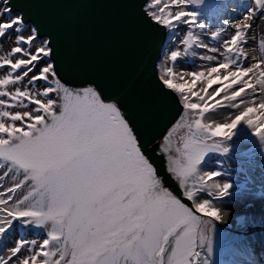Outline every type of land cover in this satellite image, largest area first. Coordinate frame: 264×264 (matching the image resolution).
Returning <instances> with one entry per match:
<instances>
[{"label":"snow or ice","instance_id":"obj_1","mask_svg":"<svg viewBox=\"0 0 264 264\" xmlns=\"http://www.w3.org/2000/svg\"><path fill=\"white\" fill-rule=\"evenodd\" d=\"M204 2L151 0L145 8L169 32L187 26L180 41L185 55L193 46L208 53L198 71L177 73L176 50L158 68L160 83L179 94L184 109L159 148L194 212L164 186L117 103L105 102L91 85L62 82L50 41L33 47L38 29L22 11L14 13L11 0H0V38L13 45L0 52V70L7 69L0 74V238L14 226L43 230L45 237L21 236L0 264H207L197 249L207 240L210 251L206 228L221 219L213 199L229 185L213 183L219 174L199 166L206 153L226 151L217 138H230L240 121L264 141V57L244 66L248 30L264 13V0H252L240 22L223 21L234 34L220 47L201 38L206 26L186 10ZM221 32L227 28L211 38ZM223 107L238 114L230 122H203ZM180 129L176 146L172 136ZM201 192L209 199L197 202Z\"/></svg>","mask_w":264,"mask_h":264},{"label":"water","instance_id":"obj_2","mask_svg":"<svg viewBox=\"0 0 264 264\" xmlns=\"http://www.w3.org/2000/svg\"><path fill=\"white\" fill-rule=\"evenodd\" d=\"M14 13L50 41L59 78L67 86H93L116 102L139 145L167 187L192 208L172 175L159 140L181 119L177 94L158 79L165 27L146 15L147 0H11ZM195 212V210L193 209Z\"/></svg>","mask_w":264,"mask_h":264},{"label":"rangeland","instance_id":"obj_3","mask_svg":"<svg viewBox=\"0 0 264 264\" xmlns=\"http://www.w3.org/2000/svg\"><path fill=\"white\" fill-rule=\"evenodd\" d=\"M216 1V0H215ZM219 2V8H216L217 18L213 15L208 16V18L221 26L224 20H228V18L232 19V23H238L242 20L243 14L246 12L247 7L251 5L252 0H217ZM151 0H149V4ZM207 5H210V1L205 0ZM231 3V10L234 12H228L225 10L226 6ZM214 11V13H216ZM206 13L202 11L197 15L198 21L202 23L200 19V14ZM263 13H260L252 22L251 28L248 30V40L244 45L246 52L248 53V59L245 61L244 66H250L251 63L257 62V52H258V37H257V29L259 27L258 19ZM264 16V15H263ZM212 30V29H209ZM200 31L199 28H196V32ZM232 34H234V29L231 30ZM170 32L167 30V34ZM187 33L186 30H182L179 36V45L180 41L184 39ZM39 40H37L34 47L39 46ZM169 40V39H168ZM8 40L0 42V52H6L10 49L12 44L9 42L6 44ZM177 44L171 43L167 44L164 49L163 57L170 56L171 51L175 50ZM183 47V46H182ZM193 51L189 49V53ZM204 54H208L204 50ZM160 66V61L158 62ZM176 65V64H175ZM168 66H173L172 62L169 61ZM212 66V65H209ZM177 73L188 72V71H198L201 69H181L177 70L174 68ZM7 71V69L0 70V72ZM1 74V73H0ZM188 78V77H186ZM77 89V88H75ZM211 91V89H210ZM259 91V89H258ZM179 96V94H178ZM184 110L182 111L181 117L183 115ZM238 114L235 110L230 107H223L218 110L213 116H206L204 118L205 123L212 122L223 123L230 122L228 119L229 116L234 118V116ZM253 119L256 116L252 117ZM181 120V119H180ZM176 124V123H175ZM174 125V124H173ZM172 125V126H173ZM171 126V128H172ZM170 128V129H171ZM169 129V130H170ZM168 130V131H169ZM254 129H251L246 122L240 121L236 127L233 129V133L230 138H217L221 140V147L226 148V151H210L205 154V157L201 163L200 170L202 173L207 172H216L219 175L213 178V183H227L229 188L227 189L226 195L222 197H216L213 199V206L218 207L227 203H243L245 200L252 198L257 192L264 195V141H261L255 134ZM184 132L183 129L177 130L173 132L172 139L176 146L180 145V135ZM168 133V132H167ZM166 133V134H167ZM165 134V135H166ZM163 140L159 143H162ZM179 183V182H178ZM9 182L5 181V186H8ZM183 192V189H182ZM262 192V193H261ZM264 197V196H263ZM203 199H209L207 193L201 192L197 194V202H201ZM192 203V202H191ZM193 206V205H192ZM195 209V208H194ZM200 215L202 219L207 220L210 219L206 215ZM213 221L210 224V232L209 237L211 238V246L217 248L216 254V264H258L253 260H246L245 253L241 250V244L243 248V241L245 238L256 234L257 238L262 236L264 232V222L261 223H253L255 229L254 231L245 230L244 232L237 230L235 234L228 236L227 230L224 229V226L221 225L218 221ZM264 220V219H260ZM217 222V223H216ZM261 224V225H259ZM263 226V228H259ZM233 231V230H232ZM250 232L251 234L245 235L241 240L240 233ZM230 233V232H229ZM231 234V233H230ZM23 236L25 239H33L39 238L43 239L44 234L43 230H37L34 228L26 229L21 232L18 229V226H14V229L11 233L6 234L3 238H0V256L6 257L8 255V250L14 246L15 241ZM208 246V244H206ZM255 246V245H254ZM235 247L240 248L239 251L235 254ZM201 251V260L206 259L207 264H211L210 256L205 252V248L202 245L201 249H197ZM250 262V263H249ZM260 264H264L263 261Z\"/></svg>","mask_w":264,"mask_h":264},{"label":"bare ground","instance_id":"obj_4","mask_svg":"<svg viewBox=\"0 0 264 264\" xmlns=\"http://www.w3.org/2000/svg\"><path fill=\"white\" fill-rule=\"evenodd\" d=\"M263 15L264 13L258 19L259 27L257 29V37H258L257 61L261 57H264V50L261 49V43L264 42V19L261 18L264 17ZM73 88L78 89L82 87H73ZM263 196H264L263 194L257 192L252 198L245 200L243 203H239V204L237 202L227 203L217 207L218 209H220V213H221V219L218 222L220 223V226L223 225L224 229L227 230L228 238L231 237V235L234 233L233 231H237V230L242 232H244L245 230L254 231L255 229L253 225L254 222L255 223H258L259 221H261V223L264 222V220H260V219H264ZM226 211L229 213L228 217L226 216ZM225 219H227L226 222L223 221ZM259 228H263V226H260ZM209 232H210V225L206 228L205 235L209 236ZM206 244H208L207 240L203 245L205 248V252L210 256L211 264H216L215 258L218 250L216 247H210V251H209V248L208 246H206ZM254 245L255 246L260 245L262 247L261 249L264 250V232L262 236L258 238L256 234H254L245 238V240L243 241L242 250H244V253H246L247 258H253L251 254V250L254 248Z\"/></svg>","mask_w":264,"mask_h":264},{"label":"clouds","instance_id":"obj_5","mask_svg":"<svg viewBox=\"0 0 264 264\" xmlns=\"http://www.w3.org/2000/svg\"><path fill=\"white\" fill-rule=\"evenodd\" d=\"M228 215H229V213L226 211V216L228 217ZM223 221H225V222H226V221H227V219H225V220H223Z\"/></svg>","mask_w":264,"mask_h":264},{"label":"trees","instance_id":"obj_6","mask_svg":"<svg viewBox=\"0 0 264 264\" xmlns=\"http://www.w3.org/2000/svg\"><path fill=\"white\" fill-rule=\"evenodd\" d=\"M147 5H148V4L145 5V8H146Z\"/></svg>","mask_w":264,"mask_h":264}]
</instances>
